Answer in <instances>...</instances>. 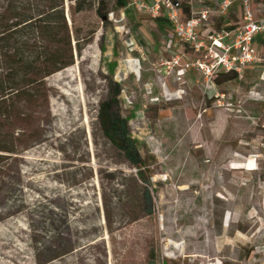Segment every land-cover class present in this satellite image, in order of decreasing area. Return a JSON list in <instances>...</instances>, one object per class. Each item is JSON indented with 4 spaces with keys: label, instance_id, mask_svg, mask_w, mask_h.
<instances>
[{
    "label": "rangeland",
    "instance_id": "1",
    "mask_svg": "<svg viewBox=\"0 0 264 264\" xmlns=\"http://www.w3.org/2000/svg\"><path fill=\"white\" fill-rule=\"evenodd\" d=\"M91 1L73 16L65 0L74 63L45 79L23 148L0 152V264H264V63L178 78L171 28L132 6L104 24Z\"/></svg>",
    "mask_w": 264,
    "mask_h": 264
},
{
    "label": "trees",
    "instance_id": "2",
    "mask_svg": "<svg viewBox=\"0 0 264 264\" xmlns=\"http://www.w3.org/2000/svg\"><path fill=\"white\" fill-rule=\"evenodd\" d=\"M70 1L73 16L93 7L91 0ZM261 3L264 5V0ZM183 5L188 10L187 3L183 1ZM128 6L129 0H97L96 13L107 24L110 14L119 18ZM156 20L162 28H171L165 17ZM224 20L218 17L216 28ZM73 63L65 0H0V152L18 153L23 148L27 141L16 130L28 129L37 121L36 114L47 96L45 79ZM109 106L103 105V128L121 146L122 135L128 133L127 120L111 113ZM3 156L0 153V162ZM141 179L145 177L141 175ZM147 197L151 204L148 190Z\"/></svg>",
    "mask_w": 264,
    "mask_h": 264
},
{
    "label": "built area",
    "instance_id": "3",
    "mask_svg": "<svg viewBox=\"0 0 264 264\" xmlns=\"http://www.w3.org/2000/svg\"><path fill=\"white\" fill-rule=\"evenodd\" d=\"M132 0L129 6L153 18L165 17L173 37L182 44L172 60H163L169 69L178 67L181 78L191 67L206 83L214 76L234 72L243 74L249 66L264 63V18L254 10L256 0ZM239 7L242 21L232 27L216 28V19ZM195 57V59H193ZM184 59L188 61L182 62Z\"/></svg>",
    "mask_w": 264,
    "mask_h": 264
}]
</instances>
